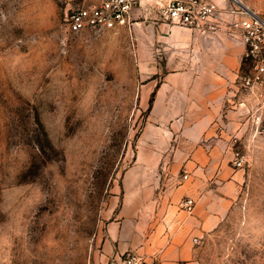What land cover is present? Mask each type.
<instances>
[{"label": "rangeland", "instance_id": "1", "mask_svg": "<svg viewBox=\"0 0 264 264\" xmlns=\"http://www.w3.org/2000/svg\"><path fill=\"white\" fill-rule=\"evenodd\" d=\"M240 1L264 23V0ZM82 2L0 0V264H105L111 185L147 124L154 63L182 55L134 8L129 24L68 31L65 15ZM245 50L219 121L228 206L193 238L196 264H264V71L240 85L260 59ZM235 150L243 167L233 166Z\"/></svg>", "mask_w": 264, "mask_h": 264}, {"label": "crops", "instance_id": "2", "mask_svg": "<svg viewBox=\"0 0 264 264\" xmlns=\"http://www.w3.org/2000/svg\"><path fill=\"white\" fill-rule=\"evenodd\" d=\"M214 31L171 24L161 14L164 0H136L134 9L158 21L161 45L182 50L154 63L159 79L149 83L147 124L135 141L131 163L111 185L100 261L134 250L158 264H196L195 242L214 228L228 206L230 168L219 138L220 118L234 99L235 76L244 52L231 26L240 0H215ZM244 5V3H243ZM133 9V13L134 12ZM155 26L147 36L155 41ZM137 36V26L133 28ZM135 39V38H134ZM146 92V93H147ZM146 99V94L142 100ZM186 172L187 176H182ZM190 196L191 213L178 201Z\"/></svg>", "mask_w": 264, "mask_h": 264}, {"label": "built area", "instance_id": "3", "mask_svg": "<svg viewBox=\"0 0 264 264\" xmlns=\"http://www.w3.org/2000/svg\"><path fill=\"white\" fill-rule=\"evenodd\" d=\"M135 2L136 0H83L65 15V27L68 31L76 33L85 29H113L129 24L133 17ZM217 8L215 0H164L161 14L171 24L214 31L219 27V20L214 18ZM229 11L238 13L231 26L239 31L245 44V54H259L260 57L254 66L255 74L245 73L240 76V85L250 88L261 79L264 71V23L243 4ZM232 163L235 167H243L246 163L244 154L238 150L233 151ZM182 176L185 178L186 172H183ZM194 204L195 201L190 196H184L178 201L179 208L186 212H191ZM105 264H157V262L146 259L134 250H126L118 258L114 256L108 259Z\"/></svg>", "mask_w": 264, "mask_h": 264}, {"label": "trees", "instance_id": "4", "mask_svg": "<svg viewBox=\"0 0 264 264\" xmlns=\"http://www.w3.org/2000/svg\"><path fill=\"white\" fill-rule=\"evenodd\" d=\"M152 95H153V93H151V97H150V99H149V100H151V98H152Z\"/></svg>", "mask_w": 264, "mask_h": 264}]
</instances>
